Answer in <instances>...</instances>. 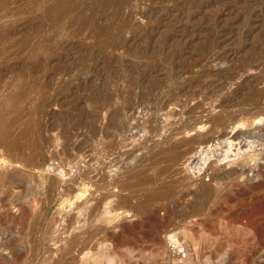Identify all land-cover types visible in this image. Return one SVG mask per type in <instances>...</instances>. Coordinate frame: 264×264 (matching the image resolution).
I'll list each match as a JSON object with an SVG mask.
<instances>
[{"label":"rangeland","instance_id":"1","mask_svg":"<svg viewBox=\"0 0 264 264\" xmlns=\"http://www.w3.org/2000/svg\"><path fill=\"white\" fill-rule=\"evenodd\" d=\"M60 1L0 0V264H264V0Z\"/></svg>","mask_w":264,"mask_h":264},{"label":"bare ground","instance_id":"2","mask_svg":"<svg viewBox=\"0 0 264 264\" xmlns=\"http://www.w3.org/2000/svg\"><path fill=\"white\" fill-rule=\"evenodd\" d=\"M62 1V0H61ZM60 1V2H61ZM64 2H65V0H64ZM71 2V1H70ZM67 3V2H66ZM69 3V2H68ZM72 3V2H71ZM65 4V3H64ZM68 5V4H67ZM58 6H60V5H58ZM62 7H63V5H62ZM67 7V6H66ZM263 52H264V50H263ZM264 54V53H263ZM262 54V55H263ZM258 70H261V69H258ZM264 71V70H263ZM263 71H261V72H263ZM260 72V73H261ZM258 73H259V71H258ZM260 75V74H259ZM264 75V74H263ZM258 76V75H257ZM261 76V75H260ZM257 79H259V77L257 78ZM257 79H256V81H257ZM261 79H263L262 77H261ZM255 81V80H254ZM261 81V80H260ZM263 81H264V79H263ZM249 83V82H248ZM257 83V82H256ZM255 83V84H256ZM261 83V82H260ZM262 85V84H261ZM260 85V86H261ZM264 87V86H263ZM261 88L260 87V89H256V92L254 93V91L253 90H255V89H253V90H251L252 91V93L253 94H256V96L254 95V97H256L255 99V101H254V98H253V101L254 102H256V104L255 105H257V110H255V112H253L252 113V117H253V119H256V120H258V121H264V109H263V107L261 106V104H263L264 103V88ZM251 94V93H250ZM252 99V98H251ZM254 104V103H253ZM207 120H210L211 121V123H212V125H217L218 123L219 124H221V123H223L225 120H224V117L222 118V116H212V117H209ZM248 120V119H247ZM249 120H251V119H249ZM207 123V122H206ZM205 124V123H204ZM209 124V123H208ZM225 124V123H224ZM184 126V125H183ZM182 126V127H183ZM209 126V125H208ZM210 127V126H209ZM179 128V127H178ZM188 128H189V126H188ZM212 128V127H211ZM136 129V128H135ZM134 129V130H135ZM177 129V128H176ZM175 129V130H176ZM181 129V128H180ZM179 129V130H180ZM185 129V128H184ZM186 129H187V127H186ZM191 129H193V128H191ZM210 129V128H209ZM133 130V132H135ZM175 130L173 131V132H175ZM179 130H176V131H179ZM189 130V129H188ZM180 131H182L183 132V130H180ZM179 131V132H180ZM172 132V133H173ZM179 132H177V134L179 133ZM185 132V131H184ZM183 132V133H184ZM189 132V131H188ZM187 132V130H186V132L185 133H188ZM182 133V134H183ZM181 134V135H182ZM184 135H186V134H184ZM183 135V139L182 140H180L181 139V137H180V139L179 140H176V142H170L171 144H169V145H171L170 147H177V148H181V147H183L184 149H185V151H189V150H191L190 152H192V149H190V147L192 146L191 144L192 143H194V142H196V139L195 138H197V137H195V135L192 137L191 136V138L190 137H188V139H186V137ZM199 136V135H198ZM263 136V135H262ZM185 137V138H184ZM199 139V138H198ZM258 140V139H257ZM261 140V139H260ZM259 140V141H260ZM262 140H263V137H262ZM178 141V142H177ZM198 141V140H197ZM256 143V142H255ZM230 145H232L231 143H229L228 144V148L225 150V153H223L222 155H223V157H222V159H225V158H227L228 157V154H226L227 153V151L229 150V147H230ZM254 145V144H253ZM255 147V146H254ZM182 148V149H183ZM194 148H195V146H194ZM251 149V148H250ZM257 149H258V147H257ZM198 150V149H197ZM252 150V149H251ZM194 151H195V149H194ZM205 151V150H204ZM203 151V152H204ZM241 151V150H240ZM243 151V150H242ZM253 151V150H252ZM200 152V151H199ZM254 152V151H253ZM263 152V151H262ZM262 152H261V154H262ZM234 153L235 154H237L238 153V151H234ZM255 153V152H254ZM254 153H251V154H248V155H246L247 157H249V159H254L255 160V158H253V156H254ZM259 153V152H258ZM192 154V153H191ZM194 154V153H193ZM197 154V153H196ZM264 154V153H263ZM259 155V154H258ZM195 156V155H194ZM193 155H190V157L192 158V157H194ZM260 156V155H259ZM262 157V156H261ZM201 158H204V157H201ZM200 158V159H201ZM264 155H263V157H262V161H260L259 160V157H258V159H256L255 160V162L253 163L254 164V170L252 169V171H253V177H252V175H250L251 177H248L247 175L244 177L245 178V180L244 181H241L242 182V184L240 183H238L237 185V187L236 188H234V190H233V194L231 193V196H233V195H236V194H242V193H244L245 192V185H247V186H249V184H251V185H256V186H258V185H264ZM228 159V158H227ZM242 159V158H241ZM193 160V159H192ZM202 161V160H201ZM222 170V169H221ZM223 171V170H222ZM226 172V171H225ZM241 172V171H240ZM242 173V172H241ZM217 174V173H216ZM218 175V174H217ZM249 175V174H248ZM227 176V174L225 175V177ZM224 177V176H223ZM242 177V176H241ZM238 177L236 176V177H232L231 176V180L233 181V180H236ZM243 178V179H244ZM243 179H241V180H243ZM237 181V180H236ZM238 182V181H237ZM240 182V181H239ZM200 184H202L203 186H201V191L202 192H207L208 190L207 189H209V188H207L208 187V185L206 186V184H203V183H200ZM199 185V184H198ZM244 186V187H243ZM199 187V186H198ZM205 190H207V191H205ZM229 196H230V194H229ZM259 196V195H258ZM261 196H263V195H261ZM260 197V196H259ZM232 198V197H231ZM260 199V198H259ZM261 199H262V197H261ZM259 201V200H258ZM260 202V201H259ZM259 205H260V203H258ZM263 204H264V202H263ZM260 205V208H262V209H264V205ZM218 209H220V208H218ZM261 209V210H262ZM222 210V209H221ZM244 210H246V209H244ZM260 210V209H259ZM247 211V210H246ZM238 212H240V210L238 211ZM243 212V211H242ZM249 212V211H248ZM262 212V211H261ZM260 212V213H261ZM218 213H219V211H218ZM217 213V214H218ZM221 213V212H220ZM219 213V214H220ZM241 213V212H240ZM244 213V212H243ZM247 213V212H246ZM263 213V212H262ZM233 214V213H232ZM157 220V219H156ZM157 222V221H156ZM158 224H160V223H158ZM261 225V224H260ZM161 226V225H160ZM159 228V227H158ZM160 229V228H159ZM151 231V230H150ZM155 231V230H154ZM158 234V233H157ZM153 235V234H152ZM151 235V236H152ZM158 236H159V234H158ZM158 236L154 233V236H152L154 239H156V240H158L159 238H158ZM160 240V239H159Z\"/></svg>","mask_w":264,"mask_h":264},{"label":"built area","instance_id":"3","mask_svg":"<svg viewBox=\"0 0 264 264\" xmlns=\"http://www.w3.org/2000/svg\"><path fill=\"white\" fill-rule=\"evenodd\" d=\"M167 251L169 253H175L178 256V258H184L186 256L185 249L182 247V245L174 237L169 239V242L167 245Z\"/></svg>","mask_w":264,"mask_h":264}]
</instances>
